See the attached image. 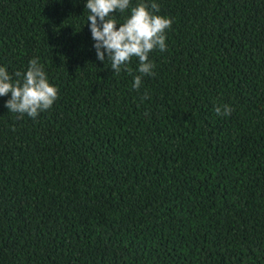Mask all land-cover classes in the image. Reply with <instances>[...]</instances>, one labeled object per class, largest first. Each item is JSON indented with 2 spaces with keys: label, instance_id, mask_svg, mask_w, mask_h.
I'll use <instances>...</instances> for the list:
<instances>
[{
  "label": "trees",
  "instance_id": "16d2710c",
  "mask_svg": "<svg viewBox=\"0 0 264 264\" xmlns=\"http://www.w3.org/2000/svg\"><path fill=\"white\" fill-rule=\"evenodd\" d=\"M143 2L172 24L136 90L87 0H0V67L58 89L35 119L0 97V264H264V0Z\"/></svg>",
  "mask_w": 264,
  "mask_h": 264
},
{
  "label": "clouds",
  "instance_id": "9594fccd",
  "mask_svg": "<svg viewBox=\"0 0 264 264\" xmlns=\"http://www.w3.org/2000/svg\"><path fill=\"white\" fill-rule=\"evenodd\" d=\"M85 8L89 12L87 22H90L88 26L95 41L93 47L97 59L110 61L115 75L122 70L132 75V70L127 66L132 58H137L139 75L133 77V87L139 90L143 77L154 75L150 52L157 49L164 52L167 49L165 31L171 27L172 20L154 14L160 11L159 6L156 3L149 6L143 0L131 7L130 15L122 24L117 23L114 13L128 10L130 0H87ZM14 76L15 80L5 67H0V97L10 94V99L4 105L9 112L21 117L26 114L35 119L57 100L58 89L49 83L38 58L28 62L26 72L17 71ZM148 98L147 93L141 97L142 100ZM214 110L217 115L229 116L233 109L230 105H223Z\"/></svg>",
  "mask_w": 264,
  "mask_h": 264
}]
</instances>
